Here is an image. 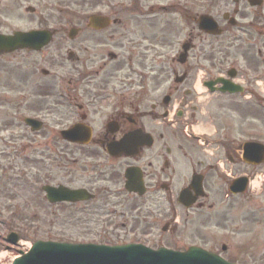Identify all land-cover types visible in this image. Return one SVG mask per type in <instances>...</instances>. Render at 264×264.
Masks as SVG:
<instances>
[{
	"label": "flooded vegetation",
	"instance_id": "flooded-vegetation-1",
	"mask_svg": "<svg viewBox=\"0 0 264 264\" xmlns=\"http://www.w3.org/2000/svg\"><path fill=\"white\" fill-rule=\"evenodd\" d=\"M214 1L89 0L75 4L66 20L49 22L34 0H0V33L50 29L54 35L41 50L21 46L0 55V88L9 89L5 101L15 111L0 116V221L20 215L17 186L27 189V232L39 219L32 205L38 201L54 208L44 207L42 232L73 242L80 234L69 232L118 230L126 241L117 244L156 248L162 238L155 232H199L201 211L207 220L231 218L218 198L257 169L242 146L257 138L250 114L264 105V0ZM206 15L221 34L200 27ZM212 39L219 62L209 53ZM175 104L179 111L172 113ZM199 120L209 130L205 147L186 132ZM130 181L135 191L127 188ZM201 182L204 194L195 189ZM183 191L193 202L188 207Z\"/></svg>",
	"mask_w": 264,
	"mask_h": 264
},
{
	"label": "rangeland",
	"instance_id": "rangeland-1",
	"mask_svg": "<svg viewBox=\"0 0 264 264\" xmlns=\"http://www.w3.org/2000/svg\"><path fill=\"white\" fill-rule=\"evenodd\" d=\"M161 2H166L167 0H160ZM211 1V0H210ZM228 1L231 2V0H215L211 4L216 5H224L227 4ZM89 2V0H34L33 4L38 8V11L40 14H43V18L45 20H48L49 22L57 21V20H66V16L62 13V7L63 5H75V4H85ZM49 17V18H48ZM39 18L37 16H34L33 23H35ZM11 22L17 26H24V23L18 20H12L10 18ZM10 24V23H9ZM13 25V26H15ZM12 29V28H10ZM210 55L214 54V58L212 60H215L216 62H219L218 56L220 55V52L218 53L219 47L218 44L214 43L215 39L210 40ZM49 51H52L51 49ZM1 63L5 65L6 67L9 66V63L6 60H2ZM199 68L197 71V77H201L205 74V71L203 69L202 64H199ZM3 67L0 66V69ZM1 75V73H0ZM2 76V75H1ZM1 82H4L2 79H0ZM10 83V82H9ZM0 86H4V83ZM4 88H0V116L1 119L5 114H8L10 116H14L15 111H12V108L14 106H10L5 100H6V94H9V89H6V91L3 90ZM1 92H6L2 93ZM11 94V93H10ZM7 95V96H10ZM13 95V94H12ZM199 95V94H198ZM201 98V97H200ZM201 100V99H199ZM200 106L202 105V102H197ZM218 110V109H217ZM253 111L252 115L255 117L254 119L258 121L257 125H251L258 128V136L264 137V110L260 107L257 108L256 113ZM228 113V112H227ZM230 113H228V116ZM244 116L246 114H243ZM257 118V119H256ZM222 120L224 123L228 122V118L223 116ZM2 121V120H1ZM219 122V121H218ZM231 123V122H229ZM22 125V124H21ZM21 125H14L12 127H15L16 129H21ZM10 127V126H8ZM253 127V128H254ZM228 132V130H227ZM43 132L39 134V138H41L43 135ZM232 134V132H229ZM239 137V136H238ZM261 168V167H260ZM254 170V169H253ZM249 171V170H248ZM20 185V183L18 184ZM19 192H17V208L19 209V212L22 216L20 219L22 223H26V213H27V205L25 203V193L27 189L25 186H17L16 187ZM249 190L246 193H244V196H236L235 199L231 200L229 199H223V197L220 195V198H218L219 201H225L224 204L227 205V209H230L233 214L230 218L228 217L230 222H226V220L221 219V223L219 222L218 218L212 217L211 219L207 220L208 214L207 211H201V215L199 216V232L190 229L189 231L194 232H186L187 229H185L183 232H167L164 234V232H155L156 239L162 238V245L166 244L167 246H171L172 248H178V249H186L191 244H197L200 246H203L205 248H208L214 252H218L221 255H223L226 258H231L233 260H237L238 264H264V191L261 194H256L255 192H252V190H255L254 188H249ZM241 198V199H240ZM240 199V200H239ZM31 205V204H29ZM35 214H37V220L33 221L34 225H37V223H42V214L44 207L49 209H54L48 204L44 203H38V201H34L33 204ZM123 208L124 206H119ZM241 213H236V212ZM197 214H193L192 216L196 217ZM98 218V217H97ZM210 218V217H209ZM251 219L249 223H246L245 219ZM19 219V222H21ZM63 220V219H62ZM114 223L116 224L118 220H114ZM206 221V224L203 226L200 224H203L201 222ZM67 223H70L68 221ZM201 226V227H200ZM44 227H40L41 231H43ZM6 226L3 222V220L0 221V233L5 232ZM73 235L80 234V237L83 238H94L96 237L99 240L102 241H110L113 243L117 242H123L126 241L125 233L120 232L118 230H114V232H108L105 234H101L99 232H95V230H88L86 232H69ZM162 233V234H161ZM45 233L44 232H34L33 233V239H39L44 238ZM158 243V242H157ZM160 246L157 244V247ZM223 246H226V250H223ZM2 252V251H1ZM7 253V251H5ZM13 253H7V256H5L2 259V262L0 261V264H6L10 261L11 256Z\"/></svg>",
	"mask_w": 264,
	"mask_h": 264
},
{
	"label": "water",
	"instance_id": "water-1",
	"mask_svg": "<svg viewBox=\"0 0 264 264\" xmlns=\"http://www.w3.org/2000/svg\"><path fill=\"white\" fill-rule=\"evenodd\" d=\"M208 29L216 31V26L211 25ZM50 39L49 34L43 35L39 31L29 32L26 38L25 34L0 36V51L13 49L16 45L39 48L47 44ZM253 148V150L256 149ZM242 185V182L236 184L237 188L234 191L237 192L242 189ZM19 260H24L27 264H234L217 254L198 247H191L185 252H178L167 249L151 250L139 245L106 247L43 242H37L32 251Z\"/></svg>",
	"mask_w": 264,
	"mask_h": 264
},
{
	"label": "bare ground",
	"instance_id": "bare-ground-1",
	"mask_svg": "<svg viewBox=\"0 0 264 264\" xmlns=\"http://www.w3.org/2000/svg\"><path fill=\"white\" fill-rule=\"evenodd\" d=\"M198 89L201 91L200 88H198ZM199 130L201 131V130H203V129H202V128H199ZM256 183L259 184L258 181H256ZM4 256H7V253H6V254H1L0 258H2V257H4ZM0 261H1V259H0Z\"/></svg>",
	"mask_w": 264,
	"mask_h": 264
}]
</instances>
